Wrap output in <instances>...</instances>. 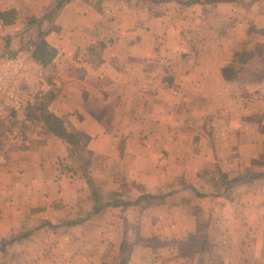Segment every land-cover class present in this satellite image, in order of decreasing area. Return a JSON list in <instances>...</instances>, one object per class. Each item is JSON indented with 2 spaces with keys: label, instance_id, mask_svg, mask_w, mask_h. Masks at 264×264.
<instances>
[{
  "label": "crops",
  "instance_id": "1",
  "mask_svg": "<svg viewBox=\"0 0 264 264\" xmlns=\"http://www.w3.org/2000/svg\"><path fill=\"white\" fill-rule=\"evenodd\" d=\"M237 2L64 0L54 17L47 16L54 9L52 3L32 16L48 17L41 36L56 50L48 66L55 84L48 96L52 99L37 108L45 105L46 113L62 118L67 130L92 153L89 171L99 184L100 198L112 203L111 197L117 195L116 203H134L143 194L167 196L147 206L144 201L104 208L97 216L112 224L105 231L115 240L100 248L97 264L115 260L125 243L133 246L129 264H264V186L258 195L245 194L240 210L225 213L217 231H209V238L218 237L215 253L221 257L205 262L207 252L197 259L185 257L183 251V243L197 232L198 221L211 217L195 197L196 192L204 193L209 180L192 184L210 172L209 159L264 157V40L262 54L245 64L233 63L236 51L249 49L248 30L238 31L241 18L237 21L245 6ZM9 9L13 8L0 11ZM14 9L15 24L0 22V56L19 50L9 33L18 29L25 12ZM256 28L264 34V22L256 23ZM189 39L198 46L193 55L181 50ZM102 43L100 55L88 52L91 48L98 52ZM188 59L193 65L184 72L182 63ZM198 59L200 66L194 65ZM233 66L241 70L232 71ZM174 90L177 97L171 94ZM239 90L243 96L236 97ZM40 124L7 154L10 161L0 152L5 158L0 162V244L24 230L23 225L28 227L29 221L54 225L70 219L66 211L77 201L84 204L82 193L91 195L76 166L62 173L61 164L71 162L69 148ZM224 162L230 167L224 173L239 172L241 160ZM194 200L199 206H192ZM154 206H166L168 214L151 213ZM47 229L37 227L35 237L47 234ZM139 237L163 245L137 243Z\"/></svg>",
  "mask_w": 264,
  "mask_h": 264
},
{
  "label": "rangeland",
  "instance_id": "2",
  "mask_svg": "<svg viewBox=\"0 0 264 264\" xmlns=\"http://www.w3.org/2000/svg\"><path fill=\"white\" fill-rule=\"evenodd\" d=\"M95 4L101 3L102 0H91ZM51 3L53 4L52 9L48 14L49 17H54V15L61 9V7L64 4V0L60 2V0H0V8H9L12 7L14 9V6H18L22 9V12H25V14H20L24 17L22 19L23 21H19V26L17 30H12L9 34H14V41L15 46L17 49L26 47L29 44L36 43L40 36L44 33L42 31L39 34V31L36 28L29 29L27 28L26 24L27 21L34 16L37 12L39 13V10H41L42 7H47L49 4L51 6ZM241 5L242 7L245 6V10L240 12L241 14H237V21L240 20V25L238 26V31H244L248 30L249 35L246 38V41L248 42V48L249 49H258L262 48L261 41L264 40V34L263 32L256 28V23L258 22H264V0H238L235 5ZM61 5V7H59ZM242 9V8H241ZM33 11V12H31ZM31 12V13H29ZM18 15V14H17ZM37 15V14H36ZM12 34V35H13ZM181 50L184 52H187L185 54L195 53L196 45L193 44L192 39L185 43V45H182ZM180 48V47H179ZM194 49V50H193ZM192 60H185V62L182 63L183 71L185 72L186 68L191 67L193 65ZM197 62V66H200L202 64V60L194 61V65ZM207 67V66H206ZM230 68V67H227ZM239 68V67H238ZM234 71V70H232ZM172 79V84L174 77L170 78ZM170 82L169 85H172ZM176 83V82H175ZM181 83H183V79H178L177 85L178 88H181ZM176 85V84H174ZM175 90L171 93L174 94V97H177V94H175ZM179 92V90L177 91ZM239 94L237 96H243L242 93L238 92ZM185 96H189V94H184ZM51 97H46L45 101L42 103H47L51 100ZM47 101V102H46ZM42 110H47V108L44 106L41 107ZM37 107L31 110L30 114V123L31 125H27L24 130V136L28 137V133L31 131H37L38 124L41 125L40 120L41 119V111ZM49 112V111H48ZM236 119L233 117L232 121H235ZM43 126V125H42ZM234 128V127H233ZM8 130H0V152L4 151L6 156L7 154H10L14 151H16V147L20 146L19 142L9 134L7 135L6 132ZM41 133V131H39ZM249 133V132H246ZM241 142V141H240ZM84 144V142H81ZM238 143V142H235ZM243 144L245 145V141H243ZM77 151V159L73 158V156L70 153V165L66 164L64 167V164H61V170L62 173L67 174V172L70 171L74 166L79 170L80 175L83 176V171H87V173L90 174V167L87 166V159H88V153L81 151L80 148H75ZM85 150L87 151L86 147ZM8 161H10V156H7ZM80 159V161H79ZM224 159H231L233 163L236 164L241 160V165L238 167L239 172L238 173H224V170H228L230 167H226L224 162ZM240 159V160H239ZM15 160H13L14 163ZM72 163V164H71ZM92 164V162H91ZM71 166V167H70ZM207 166H209L210 172H213L211 175L208 174L210 172L207 171V173H204L199 176L198 178L189 177L186 182L188 184L191 182V178H195L194 181H192V184L196 181H206L209 180V186L205 183V188L202 190V195H197L196 198L200 199L202 204L206 210V214H210V218L208 220L201 219L203 222H208V231H217L218 226L220 225L218 221L221 220L222 216L225 213H230L235 210H240L239 207V200L244 201L246 198L244 195L248 194L250 196H255L259 194V190L263 188L264 186V177L261 178V176H264V157L260 158H249L247 157H222L220 159L210 158L207 162ZM221 167V168H220ZM259 167V168H258ZM88 168V169H85ZM68 171H67V170ZM18 173L21 171L17 170ZM74 173V172H73ZM249 173L253 176H260L259 178H256L253 180L249 185H236L234 187H230L228 191L222 192V186L221 184L226 180H233L237 177L246 175ZM91 176V175H90ZM73 178V176H71ZM92 178V177H91ZM200 178V179H199ZM209 178V179H208ZM202 179V180H201ZM93 180V179H92ZM94 183V181H93ZM195 183V184H196ZM95 188L99 194L100 187L96 183H94ZM207 185V186H206ZM164 186H168L169 188H173L174 185H168L165 184ZM262 186V187H261ZM176 187V186H175ZM221 187V191H218L217 188ZM165 190L171 191L168 188H165ZM178 190V189H176ZM179 190H181L179 188ZM178 190V191H179ZM89 192L90 188H89ZM83 198L84 204L81 205L78 201L73 204V206L70 207L66 212H70L67 215L68 217H71L67 220H60L55 221V224L52 225L50 221H43V220H37L29 221V226H24V230L18 231V233H14L13 235L9 236L4 240L0 246L6 243V246L4 249H0V264H97V261L95 260L96 256H98V251H100V248L107 242H110L112 240L111 236L106 233L107 224L111 226L112 224L107 221H102L97 215L93 212L94 206H95V200L91 195H84L83 193L80 195ZM117 195H114L111 197V202L116 203L117 201ZM215 198H221L222 200H216V203H214L213 200ZM92 199V200H91ZM93 201V203L89 202ZM225 200H228L226 202ZM197 200H194L192 202V206H199L198 203H195ZM231 201V202H230ZM103 202H107L103 200ZM230 202V203H229ZM233 202H237L233 204ZM79 203V206H78ZM226 205V206H225ZM107 208V207H106ZM72 209V211H71ZM103 210V209H102ZM101 210V211H102ZM151 213H161V214H168V208L163 206H158V208L154 206V208H150L149 210ZM223 213V214H222ZM84 220V221H83ZM25 222V221H24ZM254 223V222H253ZM114 228L116 224L113 225ZM260 226V225H259ZM40 229L43 227H47V234H43L42 236L35 237L36 229ZM40 227V228H39ZM34 228V229H33ZM261 228V226H260ZM109 230V229H108ZM260 229H256V231H259ZM111 233V230L110 232ZM255 235V234H254ZM25 236V237H23ZM153 239V238H151ZM115 239L112 241L114 242ZM208 240L209 244L207 247L206 252V260L210 258L211 261H214L215 258L221 257L220 254L215 253V247L217 246L218 237L217 235H213L211 238H209L208 233ZM214 240V242L210 241ZM253 240H255L253 238ZM111 241V243H112ZM19 243V244H18ZM125 245H127L125 243ZM197 259H202L201 255H197ZM120 257L119 255L116 256L115 260L107 261V264H119ZM156 262V261H154ZM217 262V261H215ZM129 264V263H128Z\"/></svg>",
  "mask_w": 264,
  "mask_h": 264
},
{
  "label": "trees",
  "instance_id": "3",
  "mask_svg": "<svg viewBox=\"0 0 264 264\" xmlns=\"http://www.w3.org/2000/svg\"><path fill=\"white\" fill-rule=\"evenodd\" d=\"M61 7V5L59 6ZM17 12L15 9H9L6 11H0V22L3 25H12L15 24L16 20H17ZM47 16L49 17V14H47ZM47 16L43 17V18H37V17H31L28 21H27V28L29 29H33V28H38L39 29V33H41V27L43 26L42 24L44 23V21L48 18ZM43 35V34H42ZM11 37L7 38L6 40V47L9 48V45L11 43ZM6 48V50H7ZM105 48V44H99L98 45V52L94 51V49L91 48V50L89 49L88 52L93 53V54H101V51ZM17 52V51H16ZM16 52H11V53H5V54H9V55H14ZM258 54H262L261 50L258 51V49H247V50H242V51H236L234 53V58H233V63L235 65L237 64H245L247 63L249 60H251L255 55ZM4 55V54H2ZM56 56V50L54 48H52L50 45H48V43L44 40V38L42 36H40V39L36 42V50H35V58L40 61L45 67L48 68V66L52 63V61L54 60ZM232 70L237 71L238 68L236 66L231 67ZM230 69V68H228ZM239 70H241V68H239ZM40 110H42L40 108ZM41 119L40 122H43V128H44V132H46L47 134H51L54 135L60 139H62L68 146L69 148V152L71 153V155L73 156V158L77 159V151L75 148H80L81 151L83 152H87L88 153V159H87V166L88 168L91 166V162H92V153L90 151H86L85 144H82L81 141L79 140V138L71 133L70 131L67 130V128L65 127V123L64 120L60 117H57L53 114L50 113H46L44 110L41 111ZM39 125V124H38ZM80 161V159H79ZM85 168V169H88ZM83 176L90 188L91 194L95 200V206L93 209V212L95 214H98L101 212L102 209L106 208V207H119L120 205H122L124 208L129 207V206H138V205H143L142 203L144 201H146V203L144 204L145 206H147L148 204H151L153 200L155 199H161L164 200L167 196L165 195H160L158 197H153L150 195H146L143 194L138 200H136L134 203H125V202H121V203H109V202H103V200L100 198V195L98 194L95 185L93 183V180L90 176L89 173H87V171H83ZM260 176H253L250 175L249 173H247L246 175L237 177L233 180H226L224 181L221 186L222 189H220L221 187H218L217 190L221 191V194L224 193L225 191H228V189L232 186H236V185H249L253 180H255L256 178H259ZM264 176H261V178H263ZM197 195H199L198 192H196ZM168 195V194H167ZM202 195V194H200ZM199 195V196H200ZM208 222H203L201 220L198 221L197 224V232L195 234H190L187 241L183 243V251L185 254V257L187 258H194L196 255H201L204 252H206L208 244H209V240H208ZM25 237V236H23ZM138 242H142L143 244L147 245V246H152V247H161L163 245L162 242L155 240V239H143L141 237L137 238V243ZM6 246V243L4 242V244L2 246H0V249H4V247ZM132 249L133 246L132 245H125L122 244L121 248H120V253H119V257H120V261L119 264H128L130 259H131V253H132Z\"/></svg>",
  "mask_w": 264,
  "mask_h": 264
},
{
  "label": "built area",
  "instance_id": "4",
  "mask_svg": "<svg viewBox=\"0 0 264 264\" xmlns=\"http://www.w3.org/2000/svg\"><path fill=\"white\" fill-rule=\"evenodd\" d=\"M36 43L0 56V130L24 143L31 110L52 94L51 72L35 58ZM5 163V158L0 157Z\"/></svg>",
  "mask_w": 264,
  "mask_h": 264
}]
</instances>
